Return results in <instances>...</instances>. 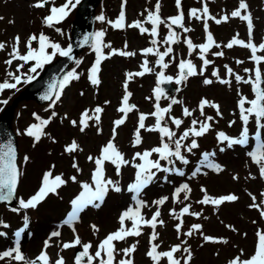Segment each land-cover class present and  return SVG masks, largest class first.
<instances>
[{
    "label": "rangeland",
    "instance_id": "374dc122",
    "mask_svg": "<svg viewBox=\"0 0 264 264\" xmlns=\"http://www.w3.org/2000/svg\"><path fill=\"white\" fill-rule=\"evenodd\" d=\"M36 0H0V42H6L9 46L15 36L21 38V53L25 52L24 43L27 38L36 34L37 36L43 32L49 38L61 44L62 47H67L69 44L70 25L74 18L75 9L72 13L60 24L54 28L45 27L42 23L43 17L48 14L47 7L35 8L33 7ZM123 0H101L95 10V17L103 14L106 20H115L120 11ZM63 3V0H56L57 6ZM210 14L219 18L222 15L230 14L232 10L238 7L239 0H207ZM248 4V12L251 14L253 23V41L257 45L264 40V0H246ZM156 0H126L124 4V11L126 16V24L135 20H143L147 15L145 9L154 10ZM50 6V5H49ZM201 0H182V10L185 15L184 24L186 27L192 29L191 32L183 33L178 29L180 34V42L172 45L173 52L165 57V62L170 66L165 70L166 75L175 77L178 73L177 65L181 59H192L199 67L201 61L197 57V53L191 56L188 54L187 46L183 43L185 36L192 39L194 44L204 42V31L202 21L188 19V12L192 8H201ZM143 13V15H141ZM160 15L162 18H168L177 15V8L175 0H160ZM11 21V23H10ZM145 27L150 28V24H145ZM55 28H60L63 35L56 32ZM104 30V42L111 45L112 49H119L125 51H133L136 53L133 57H121L113 55L111 58L105 59L100 65L99 85H92L87 78L88 69L95 60V54L91 47L88 46L83 50L77 59L82 62L79 66L73 63L68 71L76 68L80 74L79 80L72 81L64 90L59 101L53 108H49V103L44 106H38L32 101L20 103L14 112L13 129L18 140V167L21 171L19 184L17 189L16 200L17 204L20 198L27 200L40 187L42 176L46 171H51L52 176L61 175L67 183L57 189L58 194H49L44 201H42L35 209L20 210L19 212L11 211L12 208L0 207V221L10 225L9 228L0 227V231L7 233V237H0V251L7 250L15 246L14 232L18 230L23 224V216L29 217V228L25 230L27 241L20 244L22 253L28 259H34L44 247V241L49 238L52 231L57 230V225H60L62 220L66 218V214L71 210L70 201L80 192V184L71 181L70 177L76 176L79 182H90L91 171L94 164L87 160L89 155L98 156L100 149L112 137L113 121L119 119L123 114L117 111L124 93L123 83L125 74L127 72H135L140 70V64L145 59L141 55L140 50L146 47H151L148 34L141 35L138 29L127 28L113 29L109 24L100 22L95 19L94 31ZM209 30L217 43L222 45L221 49L215 47L211 50L224 51V56L215 57L211 54L208 59L213 63L208 66L204 76L190 77L181 85L171 83L173 86L180 88V91L173 95L176 99L182 101V104L173 106L171 115L184 119V124L179 130L175 126H169L177 131L179 136L183 130L190 125L191 119L203 117L199 116V112L195 111L193 117L184 118L182 116V108L188 107L190 110L197 109L198 102L201 98H206L220 106L222 118L217 117L215 110L206 108L207 115L215 118L212 122V129L203 137L197 138L200 145L199 149L194 150L195 154L185 153L190 160L189 165L184 166L178 161L176 166L183 168L186 175L184 177L175 174L168 176V181H164V173H157V179L154 180L142 193V199L147 201L150 205L142 209V213L146 219H150L156 206L152 205V201L161 197H169L168 201L160 206L161 216L160 220L164 224L157 225L156 232L158 239L154 241L160 245L158 251H167L171 246L181 243L177 239L175 231V224L177 220L169 215L170 209H176L178 212L184 204H191V211L200 212L201 216L196 218L191 215L183 217L182 232H186L192 224L198 223L202 225L201 231L205 235L216 238H223L228 243H205L200 233H195L191 237L181 236L182 240L187 243L182 247L190 248L192 252V259L190 264H228V261L237 256L241 249L246 254L251 255L254 252L255 245V231L258 226L264 227V220H261L256 209H251L249 205L252 203L248 193L257 196V203H259L260 193L264 192V179L259 175L256 165H254L250 158L246 156V151L251 150L254 141H250L248 148H241L239 146L233 149H227L224 152H219V147L225 145H218L215 137L218 131H224L229 136H237L242 127L239 120V113L237 108V89H240L241 94L247 96L249 99L254 98L251 92L250 85L237 84L234 77H226V70L224 65H229L237 74L247 78L249 75H254V72L245 73L243 70L248 68L253 70L254 63L249 59L250 50L240 46H234L232 49L223 48L233 36L239 34V38L247 42L248 33L246 22L240 21L238 18H230L228 22L215 24L209 21ZM167 35V29L161 25L159 27V37L161 41L157 45L160 51H164L166 45L162 43L164 36ZM127 44V48H125ZM34 42L33 47H36ZM10 47L3 52H0V81L6 78V70H15L16 64L14 62L11 69H7L4 61L8 58L7 52ZM111 49L105 48L107 53ZM50 51V50H49ZM198 51V50H197ZM264 55V52L258 53ZM58 57V56H57ZM174 58V59H173ZM55 59V58H54ZM149 66L159 68L155 65L156 57L149 55ZM239 59L244 61L243 64L237 65L235 61ZM27 65L21 71L27 70ZM214 69L219 70L220 78H229L232 83L231 86L220 84L216 77L211 75ZM262 72H264V65H261ZM210 78L214 82L211 85H204L203 80ZM156 74L155 72L145 74L143 77H136L128 85V91L131 92L129 103L135 105L136 108L131 113L123 125L117 129V134L114 140L116 147L124 154L125 159L131 160L135 152H142L159 144L158 133L146 132L141 130L142 144L138 147L132 146V139L138 124L139 113H150L154 110V98L152 97L153 89L155 88ZM26 85H18V90H5L0 93V101L7 100L8 103L13 97V94L22 90ZM83 93V95H81ZM108 101L109 103H105ZM0 103V112L8 105ZM168 100L162 99L160 104L162 107L167 106ZM103 107L104 111L101 114L99 124L95 121H89V127L84 132H80L79 127H74L70 121H79L80 116L86 110L89 115L92 110L97 107ZM247 107V105H246ZM57 115L52 116V112ZM235 113V114H234ZM33 114L38 115L41 119H50L48 125L43 129L45 135L41 137L38 142L33 138L22 133L33 123H38ZM236 120V124L229 127V121ZM155 122L153 117H149L145 124L146 126L153 125ZM250 135L254 134L255 123L252 118L250 124ZM72 141H76L80 150L75 153L68 154L64 151L65 147ZM190 142V141H188ZM226 147V146H225ZM204 151H216L214 161L223 167L220 173L213 172L209 169H202V173L197 177L189 180L188 177L191 171L194 170L200 154ZM29 159L27 163L24 162V157ZM154 155L152 159H156ZM76 162L81 169L78 173L72 167L73 162ZM139 163V161H136ZM164 164V161H161ZM207 173L206 175L203 173ZM135 169L131 165L124 166L121 169V175L117 176L114 167L110 163L105 164V176L113 180H118L121 192L109 191L104 203L99 209L89 207L81 213L79 222L74 224L76 234L81 238L82 243L90 242L93 247L90 252L94 254L96 245L107 234L115 231L118 227V217L129 204L132 203L130 194L126 191L128 183L134 178ZM255 177L252 179L250 177ZM236 176L238 179H233ZM182 183H188L191 192L189 193V200L184 201V204L173 203L172 193L176 187ZM201 187L207 190V193L212 197H219L226 194H235L239 199L235 202H225L219 208L211 205H200L196 203L197 200L202 199L204 193L201 192ZM184 193L180 194V199L183 200ZM18 207V205L16 206ZM256 220L257 224L252 221ZM128 226H130V222ZM91 225H96L99 231L93 234ZM225 225H231L236 231L226 228ZM61 236L53 238L51 241L52 247L47 249L53 264L59 255H62L65 264H73V250L71 248L60 251V247L64 242H70L74 239V234L71 228L63 226L58 229ZM152 229L144 227L142 235L139 237H129L126 241L115 242L117 250L126 248L132 244H136V251L132 254L133 264H152L150 258L146 256V252L150 247L149 238ZM247 233L245 236L244 234ZM82 248L81 246H77ZM186 256L182 251L177 253V257L181 259L183 264V257ZM123 257L120 253L116 256L119 261ZM2 261V263H1ZM0 264H17V262L5 259L0 260ZM98 264V262H94ZM161 264H167L166 259L161 261Z\"/></svg>",
    "mask_w": 264,
    "mask_h": 264
},
{
    "label": "snow or ice",
    "instance_id": "6c2138e0",
    "mask_svg": "<svg viewBox=\"0 0 264 264\" xmlns=\"http://www.w3.org/2000/svg\"><path fill=\"white\" fill-rule=\"evenodd\" d=\"M201 8H192L188 12V19H194L196 21H202L204 31V42L200 44H194L192 39L185 36L183 43L187 46L188 54L191 56L194 52L197 53L198 59L201 61L198 67L192 59H181L177 65L178 73L175 77L166 75L165 70L169 68L170 64L165 62V57H168L172 52V45L180 42V34L176 29H181L183 33L191 32L192 29L186 27L184 24L185 15L182 10V0H175L177 8V15L162 18L160 15V0H156L154 10L145 9L147 15L143 20H135L131 23L126 24V16L124 11V4L126 0H123L121 5V11L118 17L113 20H106L103 14L95 17L97 21L105 22L109 24L113 29H124L135 28L138 29L141 35L148 34L150 39L151 47H146L140 50L141 55L145 57L143 62L140 64V70L135 72H127L125 74V80L123 83L124 93L120 102V106L117 108L119 113L123 115L113 121L112 137L103 145L100 149L98 156L89 155L87 160L94 164V168L91 171L90 182H79L76 176L70 177L71 181L80 184V192L70 201L71 210L67 212L66 218H64L60 225H57V230L50 233L49 238L44 241V247L34 259H28L22 253L20 247V240L25 230L29 228V217L23 216L22 226L14 232L15 246L10 247L7 250L0 251V260L6 258L17 262V264H53L50 256L48 255L47 249L52 247L51 241L53 238L61 236V232L58 230L63 226H68L72 229L74 239L70 242L62 243L60 251L75 248L81 246L82 250L77 252L74 256L73 264H133L132 254L136 251V244H132L126 248L117 250L116 243L120 241H126L129 237H139L142 235L144 227L152 229V233L149 238L150 247L146 252V256L150 258L152 264H161L162 260L166 259L167 264H181V259L177 257V253L181 251L186 254L183 257V264H190L192 259V252L188 247H182L187 243L186 240H182L181 236L191 237L195 233H200L205 243H228L223 238H216L209 235L203 234L201 231L202 225L195 223L190 226L186 232H182L183 228V217L191 215L196 218L201 216L200 212L191 211V204H184V201L189 200V193L191 188L188 183H182L176 187L172 193V202L184 204L182 208L177 212L176 209H170L169 215L173 219L177 220L175 224V231L177 233V239L181 240V243L175 244L170 247L167 251H158L159 244L154 243L158 239V233L156 232L157 225H163L164 221L160 220L161 216L160 206H163L169 199L164 196L159 199L152 201V205L156 206V210L151 215L150 219H146L142 213V209L149 207L147 201L142 199V193L151 183L157 179V173H164V181L167 183L168 176L175 174L180 177L186 175L183 168L177 167L176 162L187 166L190 160L187 158L185 153L195 154L194 150L199 149L200 145L197 138L205 136L212 129V122L215 118L211 115H207L205 112L206 108L215 110L217 117L222 118L220 106L206 98H201L198 102L197 109L190 110L188 107L182 108V116L189 118L194 116V112L198 111L199 116L203 119L193 118L191 119L190 125L186 127L182 133L177 135V131L184 124V119L178 118L171 115L174 105L182 104V101L175 97L168 96L162 84L175 83L181 85L187 81L190 77L204 76L209 65L213 63L212 60L208 59V55L211 54L215 57H223L224 51L211 50L215 47L221 49L222 45L217 43L213 37V34L209 30V21H213L219 25L226 23L230 18H238L242 22H246L248 39L247 42L239 38V34L233 36L223 48L232 49L234 46H240L250 50L249 59L254 63L255 68L250 70L245 68V73L254 72V75H249L247 78L237 74L229 65H224L226 70V77H234L237 84H244L251 86V92L254 98L249 99L247 96L241 94L240 89H237V95L239 97L237 101V108L239 113V120L241 122V129L237 136H229L224 131H218L216 133L215 140L218 145H225L219 147V152H224L227 149H233L236 146L241 148H248L250 141H254V145L251 150L246 151V156L250 158L251 162L257 166L259 175L264 179V72H262L261 65H264V55L258 53L264 52V40L258 45L253 41V23L251 14L248 12V4L246 0H239L238 7L219 18L210 14L207 0H201ZM81 4V0H63V3L57 6L56 0H36L33 7L45 8L47 7L48 14L43 17L42 23L45 27L54 28L56 25L62 23L78 5ZM50 5V6H49ZM143 15V13L141 14ZM0 19H3L0 17ZM11 23V21H10ZM145 24H150L151 27H145ZM163 25L167 29V35L164 36L162 43L166 45L164 51H160L157 47L161 41L159 37V27ZM56 32L63 35L60 28H55ZM105 31L99 30L94 31L90 34L84 35L82 41L78 42L79 47L89 45L95 54V60L91 67L88 69L87 78L92 85H99V72L101 63L113 55H119L121 57H133L136 55L133 51H125L119 49H112L110 44L104 42ZM34 42L36 47H33ZM10 47V51L7 52L8 58L4 61L7 69H11L14 62L16 64L15 70H6V78L0 81V93L5 90H18V85H27L37 79L46 65L50 64L57 56L65 57L68 60H74L72 56L73 45L68 44L67 47H62L60 43L52 41L49 36L41 32L38 36L36 34L30 35L24 43L25 52L21 53V38L17 35L13 38L11 45L9 46L6 42H0V52L6 51ZM111 49L109 52H105L104 49ZM127 48V44H125ZM50 50V51H49ZM198 50V51H197ZM149 55L155 56V65L159 68L149 66ZM174 59V58H173ZM80 59H75L74 63L79 66L81 64ZM237 65L243 64L244 61L237 59L235 61ZM26 71H21L25 66ZM155 72L156 81L155 88L153 89L152 97H146V99L154 98L155 103L153 104L154 110L150 113H139L138 124L134 132V137L131 141L132 146L138 147L142 144L141 130L146 132L158 133L159 144L149 149H145L142 152H135L131 160L125 159L124 154L119 151L116 147L114 140L117 134V129L123 125L128 117V114L135 110L136 106L129 103L131 92L128 91L129 82L136 77H143L145 74ZM213 77H216L220 84L231 86V79L220 78L219 70L214 69L211 73ZM80 74L76 68H72L67 71L62 78L53 79L47 86V91L40 97L41 100L49 101V108H53L57 101L60 100L63 90L74 80H79ZM214 81L210 78L203 80L204 85H211ZM175 91L179 92L180 88L177 87ZM83 95V93H81ZM162 99L168 100L167 106L162 107L160 101ZM2 104H7V100L0 101ZM109 103L108 101L105 102ZM247 105V107H246ZM104 108L97 106L92 110V114L86 110L80 116L79 121L71 120L70 123L74 127H79L80 132H84L89 127V121H95L99 124L101 120V114ZM235 114V113H234ZM38 123L31 124L24 133L35 142H38L43 135H45L43 129L50 119H41L38 115L33 114ZM57 114L53 111L52 116ZM153 117L155 122L153 125L146 126L145 121ZM254 118L255 131L254 134L250 135L249 124ZM171 125L175 126L176 130H173ZM236 124V120L229 121L228 126L232 127ZM190 141V142H188ZM80 150V146L76 141H72L68 144L64 151L68 154L75 153ZM156 159H152L153 156ZM216 151H204L200 154V158L194 168L191 171L189 180L197 177L198 174L202 173V169H209L213 172L220 173L224 169L223 167L214 161ZM28 157H24V162L27 163ZM136 161H139L137 163ZM161 161L165 163L162 164ZM110 163L117 176L121 175V169L124 166L131 165L135 169L134 178L127 185L126 191L130 194L132 201L129 206L121 212L118 217L119 227L109 234L106 235L96 245L94 254L90 252L93 245L88 243H82L81 238L76 234L74 224L79 222L81 213L87 208L92 207L99 209L104 203L106 196L109 191L121 192L118 180H113L105 176V164ZM72 167L79 173L81 169L78 164L74 161ZM203 174H207L206 172ZM21 171L17 163V151L11 140L4 143H0V202H10L16 193L17 186ZM255 179V177H252ZM233 179H238L234 176ZM65 181L61 175L52 176L51 171H46L41 180L40 187L38 190L31 195L27 200L20 198L18 201V207L12 208L11 211L19 212L20 210L35 209L42 201L46 199L49 194H58L57 189L65 185ZM201 192L204 193L202 199L196 201L200 205H211L215 208L223 205L225 202H235L239 197L235 194H226L219 197H212L207 193V190L201 187ZM184 193L183 200L180 199V194ZM252 203L249 205L251 209H256L259 213L261 220H264V192L260 193L262 197L257 203V196L252 193H248ZM130 222V226L128 223ZM253 224H257L256 220L252 221ZM0 227L9 228L10 225L0 221ZM226 228L236 231L231 225H225ZM93 234L97 233L99 229L96 225H91ZM245 236L247 233L244 234ZM0 237H7V233L0 231ZM255 245L254 252L251 255L245 253L243 249L240 250L239 254L228 261V264H264V227L258 226L255 231ZM122 253L123 257L116 260V256ZM54 264H65L64 257L59 255L54 261Z\"/></svg>",
    "mask_w": 264,
    "mask_h": 264
},
{
    "label": "water",
    "instance_id": "95a60500",
    "mask_svg": "<svg viewBox=\"0 0 264 264\" xmlns=\"http://www.w3.org/2000/svg\"><path fill=\"white\" fill-rule=\"evenodd\" d=\"M100 0H81V4L77 6L75 11V17L71 23L70 30V43L73 45L72 56L74 60L77 55L88 45L79 47L78 42L82 41L84 35L93 32L94 25V10ZM177 31V29H176ZM74 60H68L65 57L57 58L54 62L48 64L43 69L42 73L37 79L28 84V86L22 90L19 95L12 100L0 114V143H4L11 140L17 151L18 161V146L16 136L12 129V120L14 116V110L20 102L33 100L37 104L43 105L48 101L41 100L40 97L47 91V86L53 79H60L66 73L68 67L74 62ZM162 88L167 90L170 94H173L175 88L169 84H162ZM16 203L15 195L10 202H0V205L5 204L7 207H12ZM26 237H22V242L26 241ZM81 250H75L74 256Z\"/></svg>",
    "mask_w": 264,
    "mask_h": 264
},
{
    "label": "trees",
    "instance_id": "16d2710c",
    "mask_svg": "<svg viewBox=\"0 0 264 264\" xmlns=\"http://www.w3.org/2000/svg\"><path fill=\"white\" fill-rule=\"evenodd\" d=\"M16 94H17V92H15V93L13 94V97H14ZM13 97H12V98H13Z\"/></svg>",
    "mask_w": 264,
    "mask_h": 264
}]
</instances>
